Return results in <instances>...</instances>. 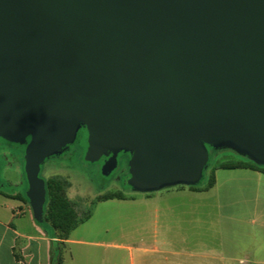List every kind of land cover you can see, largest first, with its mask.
I'll return each instance as SVG.
<instances>
[{
    "label": "water",
    "instance_id": "water-1",
    "mask_svg": "<svg viewBox=\"0 0 264 264\" xmlns=\"http://www.w3.org/2000/svg\"><path fill=\"white\" fill-rule=\"evenodd\" d=\"M81 125L139 191L198 182L207 146L264 163V0H0V138L26 145L38 223L42 165Z\"/></svg>",
    "mask_w": 264,
    "mask_h": 264
},
{
    "label": "crops",
    "instance_id": "crops-1",
    "mask_svg": "<svg viewBox=\"0 0 264 264\" xmlns=\"http://www.w3.org/2000/svg\"><path fill=\"white\" fill-rule=\"evenodd\" d=\"M222 170L225 192L216 179L210 188L179 183L99 202L114 212L112 246L130 264H264V173ZM25 198L19 188L0 190V264H51L53 252L76 264L81 255L72 246L86 242L74 234L94 214L60 240Z\"/></svg>",
    "mask_w": 264,
    "mask_h": 264
},
{
    "label": "rangeland",
    "instance_id": "rangeland-1",
    "mask_svg": "<svg viewBox=\"0 0 264 264\" xmlns=\"http://www.w3.org/2000/svg\"><path fill=\"white\" fill-rule=\"evenodd\" d=\"M88 147L89 133L87 128L81 125L75 141L62 152L49 157L42 165L40 174L46 181L57 179L64 182L66 196L73 202L80 217L88 214L93 201L99 196L121 192L130 197L139 193V190L129 185L131 153L120 152L117 168L109 176H105L102 168L108 157L104 156L96 163L88 162L85 159ZM206 149L208 162L200 180L192 184L197 187L208 186L214 176L221 191L225 192L228 178L224 173L227 172L217 169L225 163L247 162L264 167V163L255 160L248 152L232 143L218 147L207 146ZM25 152L26 145L11 143L0 138V190L9 191L19 188L28 200L29 185L25 173ZM20 180H23L24 186H17L16 182ZM234 180L237 181V179L232 181ZM93 214L91 224L80 226L74 234L76 240L86 242L81 246H72V251L79 249L81 255L78 256L81 258L76 264H130L128 253L120 254L112 246L115 241L112 209H107L98 203L94 207Z\"/></svg>",
    "mask_w": 264,
    "mask_h": 264
},
{
    "label": "trees",
    "instance_id": "trees-1",
    "mask_svg": "<svg viewBox=\"0 0 264 264\" xmlns=\"http://www.w3.org/2000/svg\"><path fill=\"white\" fill-rule=\"evenodd\" d=\"M30 140V139H29ZM217 169H252L264 173V167H259L252 163L239 162V163H225L220 165ZM213 176L207 188H210L215 183ZM46 204L44 206V224H46L50 231L53 232L60 240L69 239L70 235L83 223L88 221L94 213V207L99 202H104L113 199L124 200L127 199L126 195L118 193H108L99 196L93 201L91 209L84 217H80L76 211L74 204L69 200L65 193V184L61 180L49 179L46 181ZM26 202L28 200L25 198ZM51 264H62V258L55 255L54 252L51 256Z\"/></svg>",
    "mask_w": 264,
    "mask_h": 264
}]
</instances>
